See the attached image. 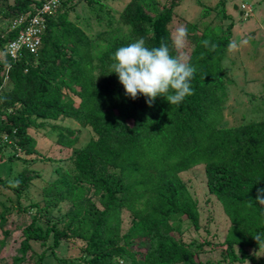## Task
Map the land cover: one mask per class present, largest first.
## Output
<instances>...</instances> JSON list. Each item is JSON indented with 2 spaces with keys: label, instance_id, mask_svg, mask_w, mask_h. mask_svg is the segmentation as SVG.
Returning <instances> with one entry per match:
<instances>
[{
  "label": "trees",
  "instance_id": "16d2710c",
  "mask_svg": "<svg viewBox=\"0 0 264 264\" xmlns=\"http://www.w3.org/2000/svg\"><path fill=\"white\" fill-rule=\"evenodd\" d=\"M43 1L0 0L1 18H28L7 33L9 39L40 16ZM140 1L127 4L119 14L120 21L99 8L95 23L107 30L97 32V43L88 36L92 27L87 23L88 27L79 26L70 14L83 3L93 7L99 1L59 0L51 13L43 15L45 26L37 51L22 47L17 58L4 52L0 56V139L6 136L10 141L0 145V154L10 147L9 159L21 162L35 155L39 161L49 162L54 172L42 179L43 207L39 203L24 208L17 205L19 211L33 209L35 213L23 230L21 255L12 264H25L31 241L45 246L50 238L48 248L54 257L62 241H83L79 257L83 264H115L112 260L123 257L135 264H221L196 260L209 242L181 239L184 220L194 229L200 228L198 202L181 174L201 165L207 190L229 221L221 244L222 260L264 264L247 251L264 247V205L257 202L258 190L264 188V120L234 127L222 124L225 90L232 83L223 63L233 24L219 35L210 23L196 27L195 23L180 22L175 12L177 0L164 3L162 9L155 0ZM124 25L126 35L122 33ZM180 25L188 30V43L177 50L173 38ZM5 34L0 26V35ZM141 37L150 48L163 41L174 56H187L197 68L192 80L194 95L179 105L157 97L152 107L142 95L136 100L125 95L118 75L110 69L111 57L119 47ZM204 40L214 43L216 50L205 48ZM4 43L0 40V45ZM94 44L99 45V51ZM69 93L79 99L78 105ZM67 121L77 123L79 129L65 125ZM46 129L54 133L57 146L71 150L64 166L35 149L30 133L40 135ZM81 129L87 130L89 140L77 146ZM37 176L29 167L16 176L19 185L13 191L18 199ZM0 184L6 186L2 176ZM62 202L70 203V208L64 227L58 229L52 211ZM123 210L130 213L132 221L121 234ZM4 216L0 214V226ZM43 219L51 222L45 229L36 225ZM133 246L145 253L134 251ZM46 251L32 254L29 261L45 264Z\"/></svg>",
  "mask_w": 264,
  "mask_h": 264
},
{
  "label": "rangeland",
  "instance_id": "374dc122",
  "mask_svg": "<svg viewBox=\"0 0 264 264\" xmlns=\"http://www.w3.org/2000/svg\"><path fill=\"white\" fill-rule=\"evenodd\" d=\"M14 0H7L12 3ZM99 3L93 7L81 4L70 14V19L74 20L81 27H92L93 31L91 38H94L98 31L107 30L105 27L95 23V13L99 12V8L107 11L114 16L117 21H120L119 14L125 9L130 2L141 3L140 0H98ZM158 2V9L163 8V4H167L170 0H155ZM178 6L175 12L180 17V22L195 23L196 27L203 26L205 23H210L215 28L214 32L223 35L229 24H233L230 30V38L240 40L247 38L249 44L236 51H229L228 47L225 52V61L223 63L231 73V84L226 82V102L223 106L224 120L223 126L234 127L240 124H245L251 121L264 120V0H177ZM149 3V1L147 2ZM142 5V4H141ZM251 6L252 11L248 18H244V10L237 11L234 7ZM146 7V6H145ZM79 9V10H78ZM224 14L226 16H224ZM75 15L78 20H75ZM186 17V19L184 18ZM203 24H202V23ZM87 23V24H86ZM121 24V23H120ZM87 26V27H88ZM199 29V28H198ZM128 28L122 26V33L127 34ZM200 31V29H199ZM122 33L117 35L121 36ZM99 42L98 38L92 39ZM106 44L101 43L104 47ZM95 50L99 51V45L94 44ZM3 51H0L2 56ZM7 68V66H6ZM73 99L74 104L78 105L79 99L72 95L68 96ZM65 125L79 129L77 123L67 121ZM32 132V130H30ZM36 141L35 149L43 154L46 158L58 161V166H64L67 163V158L71 154L70 149H64L56 145V137L49 129L46 132H40V135L30 133ZM89 140L87 130L81 129L78 136L77 146L85 145ZM13 150L10 147L1 151L0 154V176L6 181V186L0 184V214H5L4 223L0 226V264H12L15 257H19V243L23 236L24 228L31 223V219L35 210L19 211V207H29V204L39 203L41 207L44 205L42 199V188L44 186L43 177H50L54 172L51 170L53 166L49 162L38 160L35 155L28 156L25 161L21 162L19 158L10 160L9 157ZM38 158V159H37ZM66 158V160H65ZM62 162V163H61ZM51 163V162H50ZM55 162H52V164ZM69 163V162H68ZM55 165V164H54ZM68 165V164H67ZM29 167L37 171L38 178L34 177L27 188L22 192L20 199L13 191L16 187V176ZM182 180L187 184L191 194L198 202L200 213V228L194 229L190 221L184 220L182 223L181 239L189 243L196 241L197 243L209 242L211 245H205L203 251L196 256V260L200 262H211L221 264H239L230 263L229 259L222 260L221 252L224 247L221 246L224 237L229 227V221L225 216L222 206L209 194L206 187V178L204 175V167L197 166L181 174ZM70 208V203L62 202L57 206V209L52 211L53 221L57 223V228L62 229L67 219L66 213ZM1 221V220H0ZM132 216L129 212L123 210L120 215V231L125 233L131 225ZM36 225L46 228L51 225L47 220H38ZM31 248L27 252L25 264H32L29 261V256L39 254L45 249L46 258L45 264H83V260L79 259L83 255L82 249L85 243L78 239L70 238L62 241L60 246L56 248L57 257L52 256L49 246L52 244V239L47 241L45 246L41 245L40 241H31ZM134 251L145 253L144 249H139L136 246L132 248ZM250 254L264 261V247L259 250L247 248ZM136 259H140L138 255ZM87 259V257H86ZM115 264H135L128 257L117 258L112 260ZM250 264V263H244Z\"/></svg>",
  "mask_w": 264,
  "mask_h": 264
},
{
  "label": "clouds",
  "instance_id": "9594fccd",
  "mask_svg": "<svg viewBox=\"0 0 264 264\" xmlns=\"http://www.w3.org/2000/svg\"><path fill=\"white\" fill-rule=\"evenodd\" d=\"M239 8L244 10L245 16L252 11L251 6H236V11ZM187 38V28L184 25L178 26L174 33L173 47L177 50L184 49L188 43ZM202 44L211 51H215L217 47L210 40H204ZM248 44L247 38L232 39L228 43V49L236 51ZM111 59L113 63L110 69L118 75L125 95L133 100L142 95L149 107L153 106L157 97H165L171 105H179L186 97L194 95L192 80L197 68L189 62L186 55L174 56L168 44L163 41L159 46L150 48L141 37L119 47ZM15 184L18 186L19 181ZM257 202L264 205V188L258 190ZM255 238L258 240V237Z\"/></svg>",
  "mask_w": 264,
  "mask_h": 264
},
{
  "label": "built area",
  "instance_id": "2783aa9c",
  "mask_svg": "<svg viewBox=\"0 0 264 264\" xmlns=\"http://www.w3.org/2000/svg\"><path fill=\"white\" fill-rule=\"evenodd\" d=\"M59 0H44L39 17H34L29 21V25L25 31L16 35L14 39H9L10 35L7 33L16 30L21 23L27 20V17L18 16L12 20H6L0 17V26H4L6 34L0 35V40H5L3 45H0V51L4 54L9 55L10 58H17L18 51L24 47L31 52L37 51L41 45V34L43 27L45 26V19L43 15L52 12V8H55ZM249 9V8H248ZM247 15V14H246ZM10 144V141L6 136H2L0 139V145Z\"/></svg>",
  "mask_w": 264,
  "mask_h": 264
},
{
  "label": "water",
  "instance_id": "95a60500",
  "mask_svg": "<svg viewBox=\"0 0 264 264\" xmlns=\"http://www.w3.org/2000/svg\"><path fill=\"white\" fill-rule=\"evenodd\" d=\"M234 9L236 10V6L234 7Z\"/></svg>",
  "mask_w": 264,
  "mask_h": 264
},
{
  "label": "crops",
  "instance_id": "0c3cea01",
  "mask_svg": "<svg viewBox=\"0 0 264 264\" xmlns=\"http://www.w3.org/2000/svg\"><path fill=\"white\" fill-rule=\"evenodd\" d=\"M236 11V10H235Z\"/></svg>",
  "mask_w": 264,
  "mask_h": 264
}]
</instances>
